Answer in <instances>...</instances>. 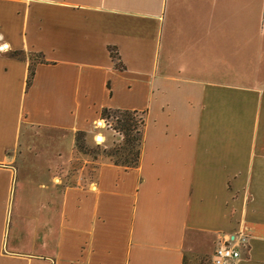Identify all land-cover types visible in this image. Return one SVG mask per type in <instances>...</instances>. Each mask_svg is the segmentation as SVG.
<instances>
[{
  "label": "crops",
  "instance_id": "obj_1",
  "mask_svg": "<svg viewBox=\"0 0 264 264\" xmlns=\"http://www.w3.org/2000/svg\"><path fill=\"white\" fill-rule=\"evenodd\" d=\"M104 107L145 110L136 165L77 148L123 145ZM223 239L264 264V0H0V264H197Z\"/></svg>",
  "mask_w": 264,
  "mask_h": 264
},
{
  "label": "trees",
  "instance_id": "obj_2",
  "mask_svg": "<svg viewBox=\"0 0 264 264\" xmlns=\"http://www.w3.org/2000/svg\"><path fill=\"white\" fill-rule=\"evenodd\" d=\"M112 57L116 56V53L113 49L110 50ZM121 67L120 62L116 63ZM33 76V69L30 66L28 76L26 79V85H29ZM111 112V114H108ZM112 116L114 123L110 124V128L114 131L120 133L123 137V147L127 148L130 156H127L123 159V163L129 167L134 166L138 162L140 144L142 140L143 128L145 125V110H131V109H121V108H107L104 107L100 111V118H105ZM76 146L80 151L91 152L88 147L85 145L84 133L82 131H77L75 134ZM121 146V147H122ZM119 146H114L109 149H101L100 152L104 153L107 156L114 157L115 152L119 151L121 148ZM115 161H117L115 159Z\"/></svg>",
  "mask_w": 264,
  "mask_h": 264
},
{
  "label": "built area",
  "instance_id": "obj_3",
  "mask_svg": "<svg viewBox=\"0 0 264 264\" xmlns=\"http://www.w3.org/2000/svg\"><path fill=\"white\" fill-rule=\"evenodd\" d=\"M238 257L239 250L236 244L231 243L228 239H223L216 242L211 256V262L212 264H229Z\"/></svg>",
  "mask_w": 264,
  "mask_h": 264
},
{
  "label": "rangeland",
  "instance_id": "obj_4",
  "mask_svg": "<svg viewBox=\"0 0 264 264\" xmlns=\"http://www.w3.org/2000/svg\"><path fill=\"white\" fill-rule=\"evenodd\" d=\"M30 58L32 59H36L37 58V55L36 54H33L31 53L30 54ZM108 114H111V112H108ZM100 121H101V124L102 127H105V126H110V124H113L114 121H113V118L112 116H108V117H105V118H100ZM90 149V148H89ZM91 152H100V149L99 147H95V148H91L90 149ZM127 156H130V153L128 151L127 148H124L123 146L119 149V151L115 152V156L114 158L116 160H120V161H123V159ZM197 264H212L211 262V257H204L202 259H200Z\"/></svg>",
  "mask_w": 264,
  "mask_h": 264
},
{
  "label": "water",
  "instance_id": "obj_5",
  "mask_svg": "<svg viewBox=\"0 0 264 264\" xmlns=\"http://www.w3.org/2000/svg\"><path fill=\"white\" fill-rule=\"evenodd\" d=\"M99 123H101V122L99 121Z\"/></svg>",
  "mask_w": 264,
  "mask_h": 264
},
{
  "label": "bare ground",
  "instance_id": "obj_6",
  "mask_svg": "<svg viewBox=\"0 0 264 264\" xmlns=\"http://www.w3.org/2000/svg\"><path fill=\"white\" fill-rule=\"evenodd\" d=\"M101 124V123H100Z\"/></svg>",
  "mask_w": 264,
  "mask_h": 264
}]
</instances>
